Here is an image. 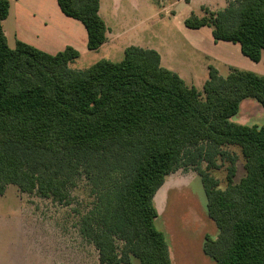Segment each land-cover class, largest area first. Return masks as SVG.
<instances>
[{"label":"trees","instance_id":"1","mask_svg":"<svg viewBox=\"0 0 264 264\" xmlns=\"http://www.w3.org/2000/svg\"><path fill=\"white\" fill-rule=\"evenodd\" d=\"M81 22L87 47L108 42L101 0H56ZM218 11L187 18L192 30L212 28L215 42L239 44L259 63L264 55V0H226ZM11 3L0 0V195L8 186L68 203L80 179L91 186L92 210L83 236L101 264H172L155 221V197L166 178L193 170L203 183L218 237L203 252L215 264H264V125L232 122L242 102L264 108V76L214 67L203 93L161 64L159 53L130 46L119 62L101 60L72 70V47L49 54L17 40L8 44L3 22ZM243 177L236 182L239 156ZM229 163L225 188L212 172ZM206 164L205 168L203 164ZM122 247H119V243Z\"/></svg>","mask_w":264,"mask_h":264},{"label":"rangeland","instance_id":"2","mask_svg":"<svg viewBox=\"0 0 264 264\" xmlns=\"http://www.w3.org/2000/svg\"><path fill=\"white\" fill-rule=\"evenodd\" d=\"M53 1L58 7L57 1ZM102 2V16L108 27L126 31V38L116 44L119 48L117 53L109 55L108 47L97 51L88 50L87 31L81 22L61 12L64 19H69L76 26L72 27L61 19H51L54 29L61 31L60 34L55 32L61 41L55 43V48L49 52L56 54L71 47V39L78 42L76 49L81 56L69 65L72 70L87 69L101 60L119 62L124 58L125 48L138 46L157 51L164 66L174 70L189 86L201 93L209 79L210 67L216 68L223 77L232 69L264 76V56L259 63H255L242 54L239 44L215 42L212 28L192 30L184 25L187 18L202 16V7L221 10L224 1ZM109 4H114V7L109 9ZM115 5L125 11V15L117 22H114V17L119 15ZM19 9L14 7L5 24L11 48L15 46L14 32L18 29V23L29 34L27 18H19ZM62 32L71 36H65ZM68 36L71 39H67ZM232 122L261 127L264 125V108L257 101L247 99L242 102L240 112L232 118ZM227 149L239 156L238 182L244 175L242 155L236 148ZM228 166L229 163L224 162L223 168L212 172L220 181L222 189L226 185ZM70 193L68 203H58L38 194H24L13 185L7 187L5 194L0 195V264H101L95 245L81 231L82 219L92 210L95 200L91 195V186L85 179H80ZM155 205L159 212L155 226L167 238L172 264H215L203 252V245L207 236L216 239L219 230L208 216L206 193L196 172L180 169L168 176L156 194ZM122 245L120 242L119 247ZM131 264L140 263L132 259Z\"/></svg>","mask_w":264,"mask_h":264},{"label":"crops","instance_id":"3","mask_svg":"<svg viewBox=\"0 0 264 264\" xmlns=\"http://www.w3.org/2000/svg\"><path fill=\"white\" fill-rule=\"evenodd\" d=\"M9 1L11 3L10 13H9L8 18L3 22V28H4V32H5V35L7 37V40H8V34L5 31V24L9 20L10 16L12 15V12H13L15 6L20 8L19 9V11H20L19 12V18L21 20H25L27 18V21L29 23L28 24L29 27H28V31H27L29 34H26L25 31H23L21 29V26L19 23L17 25L18 29L15 25V28L17 29L14 32L15 37H16V41L20 40V41L25 42V43H27V44H29V45H31V46L39 49V50H42L46 53L51 51V49L55 48V46H54L55 43H60V41H61V40H59V39H61L60 37H56V33L60 34L61 31L59 29H56V28L54 29V26L51 24V19H53V20L61 19V21L68 23L72 27L76 26L75 23H73V22L71 23V21H69V19H64V17H62L63 15H60L62 13V11H59L60 10L59 6L57 7L53 0H37V3H36V0H9ZM221 1H224V3L220 7L221 9H223L227 6V3H226V0H221ZM102 3L103 2L101 0L100 15L103 18V16H102L103 4ZM111 7H114V4L112 6L109 4V9ZM115 7L117 8V13L119 14L118 16L114 17V22H117L118 20H120V18L123 15H125V11H124V8H120V6H118V5H115ZM211 11H213V10H211ZM215 11H218V10H215ZM59 12H61V13H59ZM104 21H105V19H104ZM49 24L52 27H50ZM106 25H107V23H106ZM107 27H108V25H107ZM122 27L123 28L125 27L124 24ZM62 33H64V32H62ZM64 35L66 36L69 34L64 33ZM69 36H71V35H69ZM69 36L67 37V39L68 38L71 39V37H69ZM123 38H126V31L122 30V32H121V31L111 30L108 27V42L104 46H102L100 49L108 47L109 55H111L113 53H117L119 48H118V46H116V44H118ZM16 41H15V43H16ZM71 41L73 44H69V46L76 49L78 42L76 41V39H75V41L73 39H71ZM87 42H88V38H87ZM49 54H55V53L49 52ZM263 56H262V58H263ZM161 64L164 68L175 72L174 70L164 66L162 58H161Z\"/></svg>","mask_w":264,"mask_h":264}]
</instances>
